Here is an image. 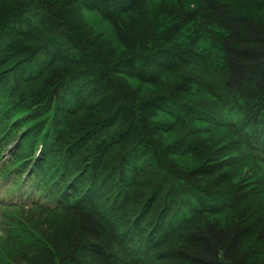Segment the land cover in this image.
Returning <instances> with one entry per match:
<instances>
[{
	"label": "trees",
	"instance_id": "1",
	"mask_svg": "<svg viewBox=\"0 0 264 264\" xmlns=\"http://www.w3.org/2000/svg\"><path fill=\"white\" fill-rule=\"evenodd\" d=\"M0 209V264H264V0H0Z\"/></svg>",
	"mask_w": 264,
	"mask_h": 264
},
{
	"label": "rangeland",
	"instance_id": "2",
	"mask_svg": "<svg viewBox=\"0 0 264 264\" xmlns=\"http://www.w3.org/2000/svg\"><path fill=\"white\" fill-rule=\"evenodd\" d=\"M89 19L92 20L93 18H89ZM102 23H103V26H104L103 29H109L110 25H109V23L107 21H103ZM2 216H5V213H4L3 209H0V233H1V226H2V223H3V220H4V218H2Z\"/></svg>",
	"mask_w": 264,
	"mask_h": 264
},
{
	"label": "bare ground",
	"instance_id": "3",
	"mask_svg": "<svg viewBox=\"0 0 264 264\" xmlns=\"http://www.w3.org/2000/svg\"><path fill=\"white\" fill-rule=\"evenodd\" d=\"M102 20H103V19H102ZM91 21L97 24L98 27L96 26V28H98L99 30H104V29H103L104 26H103V23H102V22H101V23H98V20H96L95 18H93ZM99 21H100V20H99ZM103 21H104V20H103Z\"/></svg>",
	"mask_w": 264,
	"mask_h": 264
}]
</instances>
